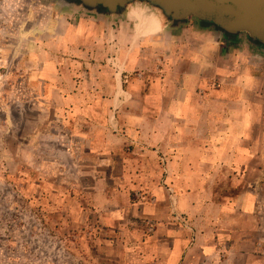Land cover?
Returning a JSON list of instances; mask_svg holds the SVG:
<instances>
[{
  "label": "crops",
  "instance_id": "crops-1",
  "mask_svg": "<svg viewBox=\"0 0 264 264\" xmlns=\"http://www.w3.org/2000/svg\"><path fill=\"white\" fill-rule=\"evenodd\" d=\"M60 10L46 104L144 220V261L264 264V48L140 4Z\"/></svg>",
  "mask_w": 264,
  "mask_h": 264
},
{
  "label": "rangeland",
  "instance_id": "rangeland-1",
  "mask_svg": "<svg viewBox=\"0 0 264 264\" xmlns=\"http://www.w3.org/2000/svg\"><path fill=\"white\" fill-rule=\"evenodd\" d=\"M59 2L0 0V264H150L128 195L110 199L106 173L46 104L44 72L62 66L47 59L44 34ZM63 71L59 83L80 79Z\"/></svg>",
  "mask_w": 264,
  "mask_h": 264
},
{
  "label": "water",
  "instance_id": "water-1",
  "mask_svg": "<svg viewBox=\"0 0 264 264\" xmlns=\"http://www.w3.org/2000/svg\"><path fill=\"white\" fill-rule=\"evenodd\" d=\"M62 1V0H61ZM83 7H98L109 14L138 3L148 7L163 23L195 19L227 36H243L264 48V0H78Z\"/></svg>",
  "mask_w": 264,
  "mask_h": 264
},
{
  "label": "flooded vegetation",
  "instance_id": "flooded-vegetation-1",
  "mask_svg": "<svg viewBox=\"0 0 264 264\" xmlns=\"http://www.w3.org/2000/svg\"><path fill=\"white\" fill-rule=\"evenodd\" d=\"M135 5H139V4L134 3L133 6H135ZM57 6L59 7V9H62V10L84 9L82 3L78 0H62L61 2L58 3ZM140 6H144V5L140 4ZM92 11L96 12L97 14H102V15L107 14L105 9H102L100 7L96 8ZM124 12H125V10L121 9V10H118L116 13H114V15H121ZM189 20H191V19H189ZM192 20H195V19H192ZM195 21H197V20H195ZM197 22H199V21H197ZM203 24H205V23H203ZM205 25H207V24H205Z\"/></svg>",
  "mask_w": 264,
  "mask_h": 264
}]
</instances>
